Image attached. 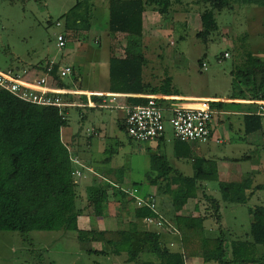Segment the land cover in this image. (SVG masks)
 I'll use <instances>...</instances> for the list:
<instances>
[{
	"label": "rangeland",
	"instance_id": "obj_1",
	"mask_svg": "<svg viewBox=\"0 0 264 264\" xmlns=\"http://www.w3.org/2000/svg\"><path fill=\"white\" fill-rule=\"evenodd\" d=\"M241 1L232 0L237 13L225 10L217 14L220 32L212 37L208 46L196 37L197 31L201 30L200 17L197 15L206 9L204 6L193 5L192 32H186L180 23L170 28L171 22L168 21L170 15L162 17L148 13L147 10V28L155 17L157 22L152 27L161 29V35L155 37L146 33L143 48L147 59V65L144 67V85L148 88H163L167 87L165 80L171 79L175 94L220 98L233 93L234 86L237 88L236 91L245 89L241 84L235 85L239 83L235 71L245 58V53L258 48L257 32L263 26L259 25L258 18H254L250 13L254 7L245 5L244 2L247 0H244L243 4ZM74 21H78L77 35L85 33L84 42L69 40L67 47L61 50L57 45V37L65 33L66 27L71 26ZM108 22L109 0H0V70L12 72L25 79V71L41 67L52 59L57 61L58 65L74 69L75 72L64 79L70 87L78 85V88L83 89H106L110 82ZM58 24H61V27H58ZM88 25L87 30L85 26ZM81 43L82 49L79 48ZM258 49L259 55L263 58L264 47L259 46ZM228 52L230 58H225L224 55ZM200 63L206 64V67ZM170 103L175 104V101ZM228 107L236 108L232 105ZM84 112L87 113V118L81 120L79 112L71 109L68 115L69 125L63 131V137L67 136L65 141L68 140V136H80V160L81 157L86 158L90 155L94 162L99 163L105 157L117 154L112 164L122 167L128 162L131 166V172H128L126 177V187L141 188L142 194L147 191L156 194L157 188L146 183L147 173L151 171V159L146 152L149 146L147 143L130 139L121 129L120 112L117 110ZM214 122L218 124L217 116ZM94 126L101 128V137L89 139L87 131ZM220 135L225 141L224 144L216 142L181 144L172 138L165 151L170 159V165L176 168L178 164L172 158L175 143L181 146L180 149L188 150L187 157L190 160L206 158L209 155L212 159L224 156L241 158L248 155L252 160L264 161L262 150L260 152L249 150L248 146L239 140L241 138L239 134L233 133L227 137L223 133ZM89 146L90 150H87ZM190 160L182 162V172L186 176L193 174ZM253 162L243 161L241 163L243 172L250 171L251 165L255 164ZM254 169L252 170L254 185L264 184V174L253 172ZM80 171L83 173V169ZM87 175L86 171L78 183L85 182ZM207 188L211 195L221 198L217 183H207ZM157 197L161 201L162 195L157 194ZM258 206H264V191L255 194L247 205L223 203L221 226L212 219L205 222V228L209 235L214 236L220 234L219 230L222 227L226 242L229 244L235 240L244 241L250 237L251 232L250 210ZM89 248L91 247L87 243L79 244L77 234L71 231H35L25 236L13 232H0V264L128 263L126 253L107 257L89 254L87 252ZM261 250V247L257 248V251ZM141 259L149 263L158 261L152 254L141 255ZM187 262L202 264L196 263L199 260L193 258H189Z\"/></svg>",
	"mask_w": 264,
	"mask_h": 264
},
{
	"label": "trees",
	"instance_id": "obj_2",
	"mask_svg": "<svg viewBox=\"0 0 264 264\" xmlns=\"http://www.w3.org/2000/svg\"><path fill=\"white\" fill-rule=\"evenodd\" d=\"M241 2L243 4L244 0ZM244 3L264 9V0H247ZM193 5L206 8L200 13L201 30L196 37L208 46L212 37L220 32L217 14L235 9L232 0H109V32L125 35L128 42L125 58H113L110 61L111 89L114 93L179 96L172 89L171 79L165 80L167 87L163 88H148L143 83V69L147 65L143 49L144 15L148 10L164 17L180 8L192 10ZM77 22L74 21L68 27V33L79 34ZM85 29L88 30L89 25ZM60 68L58 64L53 66L51 76L54 75L58 81L54 88L70 91L71 88L60 78ZM237 68L235 77L239 83L235 85L241 84L245 89L236 91L234 86L231 99L264 100V58H256L250 52L245 53V58ZM60 97L67 101L68 98L74 100L77 95ZM82 98L86 99V96ZM129 101L133 102L132 106L145 105L147 98H130ZM210 104L212 108L223 105L222 102ZM68 110L61 113L56 107L26 103L0 88V232L25 236L35 231H71L77 234L81 244L104 243L107 248L113 249L112 253L120 255L126 252L130 262L137 261L139 255L133 250L129 232H87L79 229L78 219L83 212L77 208L79 183L74 172L78 166L72 161L77 156L72 148L74 143L63 141V131L69 125ZM120 127L127 134L125 126L122 124ZM261 130L260 117L250 115L246 118L247 135ZM180 148L181 146H175L177 159L190 160L178 155ZM190 162L194 174L186 176L173 168L165 155L153 156L151 171L147 175L148 184L157 186L162 181L163 193L171 198L176 214L191 199L204 202L206 213L198 218L175 217L180 238L179 250H171L161 234L146 232L143 252L155 254L160 264H186L189 258H198L212 264H264V255L255 258L253 251L258 247L264 249L263 206L250 210V241L236 240L229 244L222 227L220 234L214 236L209 235L205 228V222L209 219L215 220L221 226L223 203L247 205L256 193L264 191V184L254 186L251 179L240 183L221 182L216 161L199 158L191 159ZM213 182L218 185L220 199L208 192L207 183ZM107 192L108 189L103 188L90 193L88 207L92 208L94 214L102 213ZM121 194L127 197L125 193ZM135 214L138 220L156 218L146 208L137 210ZM166 228L165 225L163 230L168 231ZM88 253L92 252L88 250ZM230 253L233 260L227 259ZM104 255L108 254L104 252Z\"/></svg>",
	"mask_w": 264,
	"mask_h": 264
},
{
	"label": "crops",
	"instance_id": "obj_3",
	"mask_svg": "<svg viewBox=\"0 0 264 264\" xmlns=\"http://www.w3.org/2000/svg\"><path fill=\"white\" fill-rule=\"evenodd\" d=\"M192 10L180 8L177 12H174V11L171 12L168 18V21L171 23L167 22L169 23V27L173 28L174 24L180 23L183 25L186 32H192V28H191L192 18H193ZM231 12L237 13L235 9L232 10ZM148 13L157 14L151 11H148ZM148 13L146 12L144 15V22H145L146 28H145V37H144L143 43L146 39L147 32L149 35L155 36V37L161 35V32H160L161 29L155 28L154 26L152 27V25L154 23L156 24L157 22L155 17L150 23V27L147 28L146 18H147ZM250 13L253 15L254 18L257 17L258 18L257 21L259 25L263 26L264 9L259 8V7H254L251 9ZM167 16L168 15H166L165 17ZM197 16L200 17V15H197ZM151 19H152V16H151ZM108 25H109V22H108ZM261 28L262 29L258 30L257 32V36L259 39V42L257 43L258 48L259 46L262 48L264 47V36H263L264 31H263V27ZM68 30H69L68 27H66V32L61 33L66 36L68 41L73 40V41H83L84 42L85 33L74 36V35H70L68 33L69 32ZM199 31L200 29L197 32ZM107 44L109 48V60H108L109 65H110L111 59L113 58H117V59L125 58V51L128 46V42H127L125 35L111 34L109 32V26H108ZM81 47H83L82 43L80 44L79 48ZM258 48L257 49L253 48V50L252 51L249 50V52L256 58H262L261 55H259L258 53L259 52ZM51 64H57V61L51 59V61H49L47 64L42 65L41 67L34 68L33 70H30V71H25L24 72L25 80L34 81V80H38V79L46 77L47 75L46 67ZM60 67L62 68V67H67V66L60 65ZM143 76H144V69H143ZM48 81L51 87H54L55 85H57V82H58L57 79L54 77V75L50 77L48 76ZM68 86L70 87V85ZM76 87H70L71 88L70 91L75 92V95H77V97H75L74 100H72L71 98H68L67 101L83 106V107L72 108V109L77 110V112H79V114L81 115V120H84L87 118V113H85L84 110L86 111L88 110V112L91 110H117L120 112V115H121L120 122H119L120 126L122 124L124 125V121H123L124 112L122 109H119V107L132 106L133 102L129 101L130 98H147V97L152 96V95H130V94L114 93V91L111 89L112 88L111 79L106 89H83L82 87L78 88V85H76ZM88 95H90L91 97L88 98ZM99 95L111 96V97L114 96L115 102H111V100H113V98L111 97L103 98V97H100ZM82 96H86V99L82 98ZM93 96H96V98H94ZM171 98L173 99L178 98L177 99L178 101H175V104L170 103V101H165L164 105L166 107L177 105L185 101L200 100V99L208 100L211 102H222L223 105L216 106L215 108H213L216 114L214 115L213 120H212V124H211L212 134H211V139L209 140V142L210 143L216 142L219 144H224L225 141L224 139H222L220 135L221 133H223V135L225 134L226 137L227 135L233 134V133L239 134L241 136L239 140L245 146H248L249 150H252V151L254 150L255 152H260L262 150L261 154H262V159L264 160V118L260 117L262 119V130L261 131L250 134V135L246 134V118L250 115H255V112L257 109L256 104L254 103L255 100H251L250 98H247V100L231 99L232 93L228 97H221V98L214 97V96H183V95H179L178 97H171ZM89 101L92 104H94V107H87ZM105 104L110 106L111 108H103ZM229 105H232L236 108L232 109L228 107ZM70 110L71 109L67 111V115H69ZM216 116L218 117V124H215L214 122V119ZM229 116H231V118ZM91 130H95L97 133V136L92 137L89 135L87 131L88 133L87 137L89 139L101 137V132H102L101 128H97L96 126H94V128H92ZM65 138L67 139V136L63 137L64 142H65ZM172 138H175V137L173 135L171 128L169 127L167 128L166 136L163 140H156V141L148 142L146 145H148L149 148L147 149L148 151L146 152L150 156V159L155 155L162 154V155H165L170 162V159L165 151H166V146L168 145L169 142H171ZM68 140L69 142L72 141L74 143V146L72 148L76 156L79 158L80 153H81L80 136L79 135H72L71 137L68 136ZM174 146H178V144L175 143ZM87 150H90V146L88 147ZM188 154L189 152L187 149H179L178 151V155L180 157H187ZM115 155H113L112 157L107 156L103 160H101V162L99 163L94 162L90 155L87 156L86 158L81 157V163L83 166L82 167L83 176L85 175L86 171L88 175H87V179L85 180V182L83 183H81V181L79 182L78 188H77V194H78L77 208L78 210H81L83 212L82 215L78 219L79 229L82 231H87V232L92 231V230H96L98 232H106V231L129 232L131 243L133 245V250L137 252V254L139 255L137 261H134L137 264H144L145 262V261H142L141 255L151 254V253L143 252V249H144L143 242L145 239L146 232H156L158 234H161L164 242L170 247L171 250H174V251L179 250L180 248L179 232L172 233L166 230L164 231L163 229H159L155 226L147 225L144 222V219L138 220L136 218L135 213L137 210H141V208H137L135 205L134 198L127 195L125 192L123 193H125L127 197H124L121 194L122 191L119 188H123L127 190H131V189L137 190L138 192L137 195L140 196L141 198L155 199L157 202V209H158L159 214L162 215L166 219V222L168 224L170 223L175 227H176V224H175L176 216L198 218L201 215L205 214L207 207L204 204V202L201 203L198 200L191 199L189 200L187 205L184 207V209L180 213L176 214L172 208L171 198L168 195L163 193L162 181L159 182L157 186H154L155 188H157L156 194L151 191H147L142 194L141 193L142 191H140L141 188L138 189L136 187H132V188L126 187L125 185L127 182L126 177H127L128 172H131L130 163L127 162L125 165H122V167L120 165H116L115 163L112 164L113 158ZM131 158L132 156L129 157V160ZM172 158L174 161L176 160V162H178V164H176L177 166L176 169L182 172V169H183L182 162L185 163L186 161L184 159H177L175 155V147L173 148ZM206 159L207 160L212 159L211 155L207 156ZM212 160L216 161L217 163L219 179L221 182L240 183L245 179H251L254 185V173H252L253 168H255L253 172H256L257 174H264V161L263 162H261V160L257 161V159L252 160V158L248 155H245L241 158H229V157L224 156V157H217L216 159H212ZM234 160H238V161L234 162ZM243 161H246V162L254 161L253 163L255 164L251 165L252 169L250 171L243 172L242 164H241ZM182 173L184 174V172ZM148 174L149 173H147V175ZM193 174H194V171H193ZM146 183H148L147 179H146ZM115 184H118V185H115ZM107 185L111 187H107ZM259 185H263V184H259ZM254 186H258V185H254ZM103 188L108 189L106 200L104 201V205H103V211L101 214H94V211L92 210V208L88 207L89 197H91L90 193L91 192L95 193L99 189H103ZM157 194L162 195L161 201L157 199L158 198ZM209 220H212V219H209ZM247 240L250 241V239L248 238L244 241H247ZM237 241H241V240H237ZM89 246L91 248H89L88 250L92 252L89 254L103 255L107 257L121 255V254L116 255L112 253L113 249L107 248L104 243L92 242L89 244ZM253 251L255 254V258H260L264 255L263 248L261 252L257 251V249H253ZM104 252H106L108 255H104ZM152 255L157 257L155 254H152ZM193 259H196V258H193ZM227 259L233 260V256L231 253L228 255ZM129 260L130 259L128 256V259L126 262L134 263V262H130ZM198 260L199 262H196V263L212 264V263H205L201 259H198ZM145 263H149V262H145ZM149 264H160V260L158 259V261L150 262ZM186 264H190V263L186 261ZM256 264H259V263H256Z\"/></svg>",
	"mask_w": 264,
	"mask_h": 264
},
{
	"label": "built area",
	"instance_id": "obj_4",
	"mask_svg": "<svg viewBox=\"0 0 264 264\" xmlns=\"http://www.w3.org/2000/svg\"><path fill=\"white\" fill-rule=\"evenodd\" d=\"M61 27V24L57 25ZM68 40L64 34H59L57 37L58 48L63 50L67 47ZM229 58V53L224 55ZM54 64L47 66L46 77L29 81L21 79L18 75L12 72H3L0 70V88L11 93L17 99L43 107H56L61 113H65V109L83 107L69 101H64L60 96L74 95L75 92L58 90L49 85L48 76H51ZM206 67V64H203ZM74 73V69L70 66L62 67L59 70L61 79H66ZM103 98L111 96L99 95ZM91 96L88 95V98ZM115 102V97L112 96ZM176 101L171 97L150 96L147 97L145 105L119 107L124 112V126L127 135L140 143H148L165 138L168 126L171 128L176 140L183 143L191 142H209L211 139V124L216 112L211 107L208 100H192L185 101L177 105L166 107L165 101ZM163 101V102H161ZM256 104L255 115L264 118V100L254 102ZM87 107H94L90 101ZM103 108H111L104 105ZM113 108V107H112ZM90 136H97L95 130H88ZM72 161L78 167H83L81 160L78 157H73ZM74 177L78 182L83 177V173L77 168L74 172ZM122 192L131 196L135 200L137 208L149 209L156 215V218L148 217L144 222L149 226H155L159 229H164L165 225L169 232L178 233V230L172 224H168L166 219L159 214L157 202L153 198H141L137 195V190H127L119 188Z\"/></svg>",
	"mask_w": 264,
	"mask_h": 264
}]
</instances>
